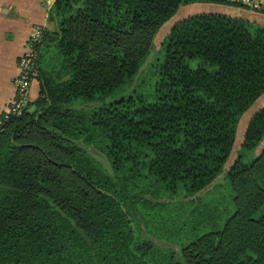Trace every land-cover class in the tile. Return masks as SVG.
Returning <instances> with one entry per match:
<instances>
[{"label": "trees", "instance_id": "1", "mask_svg": "<svg viewBox=\"0 0 264 264\" xmlns=\"http://www.w3.org/2000/svg\"><path fill=\"white\" fill-rule=\"evenodd\" d=\"M205 1L54 0L38 97L0 130V264H264V107L234 150L264 26L195 15L155 49Z\"/></svg>", "mask_w": 264, "mask_h": 264}, {"label": "crops", "instance_id": "2", "mask_svg": "<svg viewBox=\"0 0 264 264\" xmlns=\"http://www.w3.org/2000/svg\"><path fill=\"white\" fill-rule=\"evenodd\" d=\"M53 3L54 0H0V115L7 110L16 97L19 62L30 34L36 27H52L50 10ZM232 11L242 12L247 19H253L254 23L264 26V13L260 14L243 7H231L206 0L202 3L180 7L161 30L163 29L165 37L174 25L195 15H224ZM39 88L38 81L32 84V102L37 99Z\"/></svg>", "mask_w": 264, "mask_h": 264}, {"label": "built area", "instance_id": "3", "mask_svg": "<svg viewBox=\"0 0 264 264\" xmlns=\"http://www.w3.org/2000/svg\"><path fill=\"white\" fill-rule=\"evenodd\" d=\"M238 4L256 13H264V0H221ZM42 28L36 27L30 35L24 53L19 62V75L16 80V97L0 118V130L4 122L13 116L21 115L31 101L32 84L38 81L39 72L36 66V47L42 39Z\"/></svg>", "mask_w": 264, "mask_h": 264}, {"label": "rangeland", "instance_id": "4", "mask_svg": "<svg viewBox=\"0 0 264 264\" xmlns=\"http://www.w3.org/2000/svg\"><path fill=\"white\" fill-rule=\"evenodd\" d=\"M247 9V8H246ZM250 11H252L251 9H248ZM254 12V11H253ZM161 30V29H160ZM156 34L155 38H154V44H155V49L157 50L161 44V42L163 41L164 37V32L163 29ZM34 31V30H33ZM32 34V33H31ZM30 34V35H31ZM153 58V54L150 55V57L148 58V60L145 63V66L151 62ZM144 66V68H145ZM30 96H31V90H30ZM264 107V95H262L256 102L255 104L251 107V109L242 117V119L239 121L238 127H237V133H236V140H235V145H234V150H238L243 142L244 139V134H245V129L247 126V123L249 121V119L261 108ZM263 146V145H262ZM92 155L107 169H109V164L106 160V158L94 151L91 150ZM235 156V153L232 154L230 160L228 161V165L232 162L233 158ZM221 178V177H220ZM220 178H218L217 181H220Z\"/></svg>", "mask_w": 264, "mask_h": 264}, {"label": "water", "instance_id": "5", "mask_svg": "<svg viewBox=\"0 0 264 264\" xmlns=\"http://www.w3.org/2000/svg\"><path fill=\"white\" fill-rule=\"evenodd\" d=\"M224 15H226V16H232V17L240 18V19H246V20H249V21L251 20V21L255 22L253 19H247V17L245 15H243L242 12L235 13V12L232 11L231 13L224 14ZM84 239L86 240L87 245L89 247H92L91 242L89 241V239L87 237H85V236H84Z\"/></svg>", "mask_w": 264, "mask_h": 264}]
</instances>
